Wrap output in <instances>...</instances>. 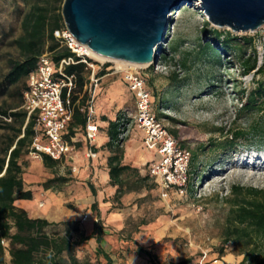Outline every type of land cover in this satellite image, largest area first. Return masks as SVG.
Returning a JSON list of instances; mask_svg holds the SVG:
<instances>
[{"label": "rangeland", "instance_id": "rangeland-1", "mask_svg": "<svg viewBox=\"0 0 264 264\" xmlns=\"http://www.w3.org/2000/svg\"><path fill=\"white\" fill-rule=\"evenodd\" d=\"M183 7L185 10H181ZM22 10L20 0H0V82L9 71L10 63L18 58L12 41L20 32L18 21ZM171 17L175 22L173 31L170 25L171 37L178 39V50L174 54L169 53L165 60H159L156 64L138 66V71L151 92L152 108L156 116L170 133L176 132L179 142L191 152L193 160L189 165V183L183 194L171 190L163 197L158 186L150 181V189L124 195L117 203L112 201L110 217L112 214L117 217L118 213L120 218L110 223V254L113 264H147L145 257L136 254L137 246H143L163 263L190 259L194 264L206 254V261L217 258L222 264H242L243 254L232 243L223 245L222 242L225 198L232 185L264 189V170H259V167V171L251 169L247 163L244 164L247 168L240 164L242 158L264 152V138L256 142H237L233 150L226 153H223L221 142L228 134L226 131L233 125L245 128L248 119L253 118L264 123V114H256L254 111L242 115L236 113L237 107L245 99V95L239 91L253 90L258 82L263 81V76L252 73L241 75L237 64L223 50H219L222 65L209 78L210 81L205 75L206 65L196 64L190 69H184L178 63L186 58L189 65L200 39H207V35L202 32L206 16L199 7V1H193L177 6ZM235 34L255 38L260 63L264 53V25L254 31ZM168 41L169 38L160 45L166 52L169 51V43L166 45ZM92 61L95 71L102 68L101 63L103 67H111L105 70L107 75L96 88H101V91L96 96L95 106L109 96L110 103L96 118L128 116L127 140L130 139L132 143L136 139L138 152L142 151V132L131 121L135 110L134 96L123 79V73L114 71V67H117L114 60L100 61L92 58ZM173 72L178 75L175 81L170 76ZM10 91L8 95H0V109L17 99ZM8 122V119L0 115V149L5 135L17 127L7 125ZM221 128L224 129L223 133L218 130ZM212 140L217 143V147L210 146ZM143 151L146 160L154 157L152 152L146 149ZM19 163L24 188L39 190L43 194L64 195L78 181L76 172L64 171L57 166L48 168L41 158H33L29 153L22 155ZM138 169L141 174L145 173L142 164ZM197 175L201 178L198 179ZM52 178L65 181L57 180L51 184L52 187H44V183ZM69 195L64 197L62 210L76 211L85 216L87 209L77 206ZM57 207H52V210L56 211ZM55 230L50 227L48 232L53 234ZM91 249L88 243L77 249L80 261L94 260L90 256ZM220 249H223L222 254L219 253ZM9 260L6 251V264H10Z\"/></svg>", "mask_w": 264, "mask_h": 264}, {"label": "trees", "instance_id": "trees-1", "mask_svg": "<svg viewBox=\"0 0 264 264\" xmlns=\"http://www.w3.org/2000/svg\"><path fill=\"white\" fill-rule=\"evenodd\" d=\"M20 2L23 5L18 21L20 32L12 41L18 52V58L10 63L9 71L0 82L1 96L11 90L10 94L17 97L13 103L0 109L1 117L9 120L7 125H17L16 128H12L11 133L5 135L0 149V264H6V251L10 257V264H89L80 262L75 257V250L92 238L93 234H99L101 226L95 225L90 235H84L79 232L77 224L62 223L61 230L56 229L53 234H50L48 230L51 223L46 219L29 217L24 209L14 204L16 200L32 198L31 190L24 189L21 177L22 167L19 163L20 157L28 153L36 130L33 117L26 121V113L21 108L23 93L27 88V77L37 67L38 58L44 53H48L55 64L67 57H74L76 61L78 60L54 35L55 31L65 28L61 15L64 0H20ZM181 10H185L184 7ZM171 21L173 31L175 22L172 19ZM204 24L202 32L207 35V39L205 41L200 39L197 51L189 65H187L186 58L182 59L178 65L184 69H190L196 64L206 65L208 67L205 75L209 80L222 65L219 50H223L224 54H227L229 59L237 64L241 75L252 73L263 76V81L258 82L253 90L239 91L241 95H245V99L237 107V115L251 111L264 114V53L259 63L255 38L237 35L228 29L219 30L210 26L207 17H205ZM171 33L169 26L165 37L169 38L166 45L169 43L170 52L167 51V53L165 48L159 46L158 50L162 51L159 60H165L169 53L174 54L178 50L179 41L176 38L173 39ZM65 71L67 74H73L76 79L75 89L69 96L72 117L65 135L69 138L75 136L76 132H83L87 124L86 107L89 95L87 91H84V85L90 69L83 63L77 62L68 65ZM105 74L103 67L96 72L98 77ZM170 76L173 81L178 78L174 72ZM63 99L65 100V93H63ZM81 108L84 111H81ZM96 119L95 117V122ZM127 121V117H119L110 119L108 123L109 141L107 144L110 145L111 153L108 159L109 178L110 185L115 187L111 199L116 203L124 195L150 189V181L155 183L145 173L141 174L138 168L122 163L123 142L127 137L121 140L119 134ZM218 130L221 133L224 132L223 128ZM226 132L228 134L221 142L223 153L232 151L237 142H256L263 139L264 123L254 118L248 119L247 127L233 125ZM171 134L177 138L175 131ZM210 146L217 147L218 145L212 140ZM41 159L48 168L58 165L57 161L45 155H42ZM197 178L200 179L201 176L197 175ZM57 180L65 181V179L52 178L44 183V187H52L51 184ZM225 202L223 245L232 243L239 253L243 254L242 264H264V189L232 185ZM59 232L63 234L59 235ZM71 232L79 233L77 240L71 239ZM222 252L223 249H220L219 253L222 254ZM64 253L66 257H63ZM136 254L145 257L147 264H192L190 259L163 263L143 246H137Z\"/></svg>", "mask_w": 264, "mask_h": 264}, {"label": "built area", "instance_id": "built-area-1", "mask_svg": "<svg viewBox=\"0 0 264 264\" xmlns=\"http://www.w3.org/2000/svg\"><path fill=\"white\" fill-rule=\"evenodd\" d=\"M54 35L78 60L76 61L74 57H67L55 64L48 53L42 54L38 58L37 67L27 77V88L23 93L21 108L26 113V121L33 117L36 125L32 142L28 148L29 155L33 158H41L45 155L60 163L66 160L72 161L75 150L74 136L66 138L65 135L72 117L69 96L75 89L76 79L73 74H67L65 69L68 65L77 62L83 63L90 69L84 85V91H87L89 95L84 136L89 142L95 140L98 132L92 103L100 77L96 75L94 62L87 54L84 44L79 43L66 27L55 31ZM154 59L155 64L160 59L158 49ZM101 66L103 67L104 64L101 63ZM99 68V70L102 69ZM103 68L109 70L111 67ZM138 69V66L129 65L114 67V71L123 73V79L134 96L135 110L131 121L142 132V145L154 154V157L146 164L145 174L157 184L161 196H167L171 190L183 194L189 183L191 152L169 132L156 116L152 108L151 92ZM63 93H65V100ZM80 110L84 111L82 108ZM125 117L128 118V116ZM127 125L126 122L122 126V132L119 134L121 140L127 137ZM87 155L93 157L94 153L89 151ZM71 169L74 171V168ZM205 256L206 254L201 257L198 264H222L216 258L207 262Z\"/></svg>", "mask_w": 264, "mask_h": 264}, {"label": "water", "instance_id": "water-1", "mask_svg": "<svg viewBox=\"0 0 264 264\" xmlns=\"http://www.w3.org/2000/svg\"><path fill=\"white\" fill-rule=\"evenodd\" d=\"M193 1H199L216 28L239 33L264 25V0H64L61 15L71 35L95 53L155 64L154 55L166 40L172 13Z\"/></svg>", "mask_w": 264, "mask_h": 264}, {"label": "crops", "instance_id": "crops-1", "mask_svg": "<svg viewBox=\"0 0 264 264\" xmlns=\"http://www.w3.org/2000/svg\"><path fill=\"white\" fill-rule=\"evenodd\" d=\"M106 75L100 77L102 80ZM98 84H101L100 81ZM110 87V86H109ZM97 88V87H96ZM109 90V88H108ZM101 88L95 89V98L93 101V110L95 115L102 113L108 108L110 103V96L104 98L98 106H95V99L98 96ZM104 116V115H103ZM98 117V116H97ZM110 119L104 120L96 119L98 125V132L93 142L86 140L83 132H76L75 150L73 160H66L58 163L57 167L64 169V171L70 170L76 172L77 182L74 188L66 190L64 195L43 194L39 190L29 189L32 193L30 200H16L14 204L18 208L24 209L28 216L31 218L46 219L51 223V227L60 230L62 223H70L71 225L77 224L79 232L84 235H90L94 230L95 225L101 226L99 234H93L92 238L86 241L91 246L90 256L94 257L91 261H80L77 255V249L75 250V257L80 262H87L89 264H113L112 256L110 254V223L118 220L120 214H116L117 217H110V209H112L113 200L111 196L115 192V187L110 185L108 159L110 158V145L108 136V123ZM123 142V164H129L133 167L139 168L142 164L145 172L146 164L151 160L145 159L144 147L142 145V137L140 138V145L143 149L138 152V142L136 139L134 142L127 140ZM126 144V145H125ZM89 151L94 153L93 157H89L87 154ZM138 152V153H137ZM71 168H74L72 171ZM141 173V172H140ZM70 176V175H68ZM69 195V198H73L77 206L84 207L88 212H85V216L77 213L76 211L62 210V204L64 197ZM41 204V205H40ZM58 206L56 211L52 210V207ZM62 235L63 232H59ZM79 237L78 232H71V239L77 240ZM83 245V244H82ZM63 257L65 253L62 254Z\"/></svg>", "mask_w": 264, "mask_h": 264}, {"label": "bare ground", "instance_id": "bare-ground-1", "mask_svg": "<svg viewBox=\"0 0 264 264\" xmlns=\"http://www.w3.org/2000/svg\"><path fill=\"white\" fill-rule=\"evenodd\" d=\"M84 46L86 47L87 54L91 58L96 59V60H100V61L114 60L117 63V66H128V65L129 66H144V65L149 64V63L148 64H136V63H130V62H126V61L119 60V59H110V58H107V57H104V56H101V55L95 53L94 51L90 50L86 45H84ZM245 163H247L248 166L250 165L252 167L251 169H257L259 167V170H264V152H262L260 155L259 154H256V155L253 154L250 156H246L245 159L242 158L240 164L244 165Z\"/></svg>", "mask_w": 264, "mask_h": 264}]
</instances>
